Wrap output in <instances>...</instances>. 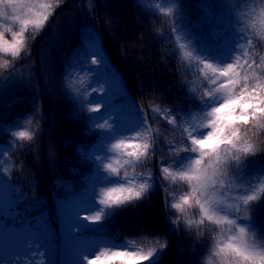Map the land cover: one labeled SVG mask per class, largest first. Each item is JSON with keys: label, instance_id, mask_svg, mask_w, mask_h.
<instances>
[{"label": "trees", "instance_id": "obj_1", "mask_svg": "<svg viewBox=\"0 0 264 264\" xmlns=\"http://www.w3.org/2000/svg\"><path fill=\"white\" fill-rule=\"evenodd\" d=\"M156 4L174 5L173 14L159 12ZM8 11L12 13L11 9ZM26 12V7L17 9L21 16ZM8 25L14 31L19 30L18 23L13 25L9 21ZM233 29L252 33L258 53L264 54V2L62 0L45 28L35 34L36 39L30 41V47L20 57L0 53V169L6 176L2 172L1 175L20 185L19 207L26 216L48 210L57 240L53 264H70V257L60 247L63 237L58 201H98V189L107 176L100 167L107 161L100 149L110 142L112 131L97 130L94 124L100 121L82 110L85 103L91 104L95 94L84 101L82 97L77 99L69 88H92L87 82L89 78L81 72L88 67L86 60L93 53L92 45L102 44L110 60L107 65L119 73L127 95L137 107L171 108L178 118L188 119L193 113L209 109L208 102L201 103L188 85L182 84L187 81L192 88L202 86L194 59L187 61L183 57L184 50L196 55L186 36L195 42L201 55L208 49L214 60L223 65L217 46L221 35ZM5 39L11 40V33L6 32ZM180 43L187 44V48L180 49ZM4 59L11 61L8 68L2 66ZM189 64L193 65L191 69ZM76 73L80 80L68 79ZM30 116L33 123H24ZM151 116L154 130L158 127L163 137L154 147V153L166 155L165 142L178 139L180 129L168 125L161 119V113L152 112ZM24 129L35 134L33 141H18L11 135ZM194 155L182 153L171 160L165 159L164 163L179 168ZM97 156L101 159L97 160ZM127 170L129 175L153 173L146 198L134 202L135 206L101 205L100 222L83 223L76 233L65 238L75 242L96 239L109 243L108 249L120 250L118 245L125 241H136L142 247L145 236L161 237L167 240V248L158 250L145 264H204L216 241L227 242V237L238 231L226 223L220 226L209 223L199 229L205 233L200 236L195 226L187 224L189 219L200 218L198 208L181 214L166 206V202L167 205L178 202L187 186L163 181L155 158L143 168ZM232 171L219 192L238 194L254 184L259 187L260 181H264V153L247 158L241 168ZM123 172L120 169L121 176ZM165 183L170 191L165 190ZM213 196L219 200L216 192ZM245 215L255 230V237L250 235V238L264 239V196L249 211L240 214ZM177 217L182 221L178 226L171 222ZM132 245L136 250V245Z\"/></svg>", "mask_w": 264, "mask_h": 264}, {"label": "snow or ice", "instance_id": "obj_2", "mask_svg": "<svg viewBox=\"0 0 264 264\" xmlns=\"http://www.w3.org/2000/svg\"><path fill=\"white\" fill-rule=\"evenodd\" d=\"M264 2V0H261ZM62 0H0V53L10 55L12 58L20 57L22 52L30 47V41L36 39L37 33L43 30L50 18L54 15L55 9L60 7ZM27 8V12L21 16L17 13L18 7ZM159 12L165 15H172L174 5L162 7L156 4ZM8 9L12 10V14ZM19 24V30L14 31L8 25ZM172 31H176L175 28ZM11 33V40L5 39V33ZM264 38V36H262ZM188 43L196 50H184L187 44L180 43L179 48L184 50L183 57L187 61L194 59L197 74L202 78V86L192 88L187 81L189 91L194 93L201 103L213 101L210 110L203 113H193L190 118H178L172 114L171 108L161 109L159 106H150L147 110L141 108L143 114V126L135 132V135H115L114 142L107 145L110 153H118L121 159L113 162L101 163V169L107 174L126 179V184L115 187H101L98 189V203L103 207L127 205L135 206L136 201L146 198V194L152 186L154 179L151 171L141 172L130 176L128 167L143 168L150 160L156 159L161 172V179L165 182H180L187 187L185 194L180 195L179 201L171 203L170 208L176 209L183 214L192 208H198L199 219H189L187 224L195 226L200 236L201 227L207 224L217 226L227 224L233 230L238 229L236 234L228 236L227 242L216 241L210 249V253L204 264H264V239L255 237V230L248 227H241L237 221L240 214L249 211L250 207L264 196V181H260L259 187L255 184L250 189H244L243 193L233 198L234 203L229 204L232 209L233 218L227 215L221 216L226 209L222 207V201L214 198L213 193L225 186V182L232 176V170L242 167L243 162L249 157H255L264 153V54L257 51L256 44L252 38L243 35V42L247 47L236 45L238 51L233 54L231 62L221 65L211 56L201 55L198 52L195 42L186 36ZM86 64L99 66L100 60L97 56L87 57ZM11 65L9 59H4L2 66L8 68ZM189 64V69L192 68ZM70 80H80L79 73L68 76ZM191 77H189V80ZM77 99L83 98L87 101L93 94L102 96L105 85L99 83L91 89H71ZM87 93V95H84ZM104 104L102 101L83 105V111L88 114H99ZM152 112L161 113V119L175 128H179V138L166 141V155L156 156L154 147L163 137L158 127L154 130ZM114 117L109 115L103 117L100 122L95 123L97 130L111 132L114 128ZM32 124L30 116L24 121ZM198 130H204L202 136L195 135ZM18 141H33L35 134L27 129L17 130L11 133ZM122 137V138H121ZM182 153L195 154L186 165L174 168L171 163L165 164V159L171 160L179 157ZM7 155V152H4ZM97 160L101 158L96 157ZM117 165V166H114ZM120 169H124L121 176ZM3 173V170L0 169ZM6 176V173H3ZM139 180L140 182H135ZM165 190H169L167 183ZM190 190V191H189ZM170 191V190H169ZM103 208L92 214H82L80 219L89 223H97L103 219ZM248 220V216L243 217ZM172 224L178 226L182 223L180 217L171 220ZM73 231H78L73 229ZM143 246L136 245V241L129 243L136 245L135 251L112 250L101 248L95 255L89 256L80 251L77 264H145L150 261L158 250L166 249L167 240L161 237L148 238L145 236ZM163 240V242H162ZM259 240V242H258ZM39 238L26 240L19 251L13 252L9 258L0 256V264H48L46 252L48 249L42 247Z\"/></svg>", "mask_w": 264, "mask_h": 264}, {"label": "rangeland", "instance_id": "obj_3", "mask_svg": "<svg viewBox=\"0 0 264 264\" xmlns=\"http://www.w3.org/2000/svg\"><path fill=\"white\" fill-rule=\"evenodd\" d=\"M243 35L252 38L249 34L241 30H235L224 34L221 38L219 48L220 56L223 60L231 62L233 54L238 51L236 45L238 43L243 47L247 45L243 42ZM93 53L99 58V66H90L83 68L81 72L83 76L88 79L90 87H94L99 83L105 85L106 91L102 96L95 94L91 104L102 101L104 108L99 114H94L98 121L103 117L113 116V135L110 143L114 142L115 135L131 136L143 126L144 118L139 112L138 107L133 100L125 95L126 88L123 81L114 67L108 66L109 58L106 56L105 49L101 43H94L92 45ZM210 55V52L204 51L203 55ZM88 77V78H87ZM209 108L213 106V101L208 100ZM195 135L202 136L204 130H198ZM122 138V137H121ZM107 144V145H108ZM108 162H113L121 159L118 153H110L107 146L102 148ZM117 166V165H114ZM134 176V175H130ZM139 180H136L137 182ZM120 184H126V179L118 178L109 173L103 185L104 188L115 187ZM222 203V207L226 209L220 215H227L233 218L232 209L228 208L229 204L234 203L236 194H224L217 192ZM21 189L12 179L1 178L0 176V256L9 258L13 252L19 251L24 242L30 238H39L43 243L42 247H46L48 264H53V251L56 249L55 238L52 239L54 228L49 221H47L48 214L46 211L39 213L35 218H24L20 215L17 204L20 199ZM61 215V232L63 235L74 233L73 229H78V226L86 220L80 219L82 214H92L96 211H101L102 207L97 202H78L75 199L61 201L58 204ZM9 218L12 220L9 222ZM89 224V222H87ZM237 223L241 227H248L250 223L244 218H240ZM62 249L70 257V264H77V258L80 251L92 256L95 255L101 248H106L107 243L97 240H90L87 242H72L68 239H63L61 244ZM120 249L133 250V246L125 242L120 245Z\"/></svg>", "mask_w": 264, "mask_h": 264}]
</instances>
